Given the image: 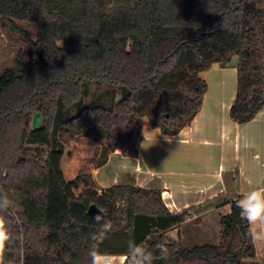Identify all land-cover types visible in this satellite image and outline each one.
Masks as SVG:
<instances>
[{
    "label": "trees",
    "instance_id": "16d2710c",
    "mask_svg": "<svg viewBox=\"0 0 264 264\" xmlns=\"http://www.w3.org/2000/svg\"><path fill=\"white\" fill-rule=\"evenodd\" d=\"M0 18L27 43L0 72V190L15 204L6 264H90V249L127 255L129 239L167 242L168 258L154 264H264L236 206V172L224 175L226 193L172 212L157 178L140 186L125 172L100 188L92 170L68 179L62 167L68 142L81 137L102 143L95 167L116 150L137 157L146 116L165 135L181 132L203 106L201 74L235 56L231 117L253 120L264 108V0H0ZM227 203L218 243L182 247L167 234ZM92 204L110 232L89 214Z\"/></svg>",
    "mask_w": 264,
    "mask_h": 264
},
{
    "label": "crops",
    "instance_id": "0c3cea01",
    "mask_svg": "<svg viewBox=\"0 0 264 264\" xmlns=\"http://www.w3.org/2000/svg\"><path fill=\"white\" fill-rule=\"evenodd\" d=\"M239 57L226 66L213 64L202 77L209 88L197 116L181 132L165 135L147 116L143 119V141L137 157L112 152L101 167L91 166L100 188L115 184L121 173H130L140 186L157 178L163 185V199L172 212L211 200L226 193L225 173L236 172L234 190L243 194L264 188V108L247 123L231 117L237 94ZM231 204L213 206L193 213L167 234L182 247L218 243L221 216ZM259 259L264 258V242H254ZM116 264H126L127 255L111 254ZM182 264H205L200 260Z\"/></svg>",
    "mask_w": 264,
    "mask_h": 264
},
{
    "label": "clouds",
    "instance_id": "9594fccd",
    "mask_svg": "<svg viewBox=\"0 0 264 264\" xmlns=\"http://www.w3.org/2000/svg\"><path fill=\"white\" fill-rule=\"evenodd\" d=\"M15 204L9 195L0 190V264H6L5 252L11 232L7 226V216ZM236 206L240 209V216L248 224V235L253 242H264V188H253L245 191L242 198L236 201ZM103 209H98V214L93 218L100 224V231L108 233L112 230V222L104 219ZM167 242H157L153 247H145L137 243L134 239L127 241V261L126 264H154L156 260H165L169 256ZM158 253V254H157ZM90 264H116L112 255L92 248L88 252Z\"/></svg>",
    "mask_w": 264,
    "mask_h": 264
},
{
    "label": "rangeland",
    "instance_id": "374dc122",
    "mask_svg": "<svg viewBox=\"0 0 264 264\" xmlns=\"http://www.w3.org/2000/svg\"><path fill=\"white\" fill-rule=\"evenodd\" d=\"M19 24L25 30H28L32 36H36L37 28L27 22L18 20ZM0 72L14 64L15 58L20 49L27 47L24 33L21 30H15L5 20L0 18ZM101 142L92 140L89 137H81L68 142L65 155L62 160V167L68 179H73L83 173L86 169L91 170L94 162L98 158L101 148Z\"/></svg>",
    "mask_w": 264,
    "mask_h": 264
},
{
    "label": "water",
    "instance_id": "95a60500",
    "mask_svg": "<svg viewBox=\"0 0 264 264\" xmlns=\"http://www.w3.org/2000/svg\"><path fill=\"white\" fill-rule=\"evenodd\" d=\"M35 115H33V120H32V127L34 129H39V128H42L45 124L44 122V118H43V115L41 112H36L34 113ZM98 208L97 205L95 204H92L88 211H89V214L93 215V216H96L98 214Z\"/></svg>",
    "mask_w": 264,
    "mask_h": 264
}]
</instances>
